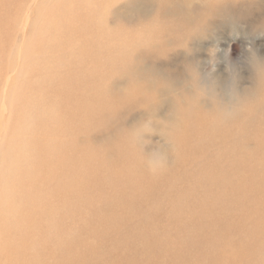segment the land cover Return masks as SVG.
Masks as SVG:
<instances>
[{
	"label": "bare ground",
	"instance_id": "bare-ground-1",
	"mask_svg": "<svg viewBox=\"0 0 264 264\" xmlns=\"http://www.w3.org/2000/svg\"><path fill=\"white\" fill-rule=\"evenodd\" d=\"M17 1L19 2V0L12 2L16 4ZM227 4L229 6L223 7ZM3 5L4 3L0 2V7ZM163 5L167 9L168 5L165 3ZM126 7L131 11L139 9L136 2H130ZM211 8L213 9L210 13L222 14L223 19L228 20L231 27H236L248 15V7L235 11L231 9L234 7L229 3ZM70 17L72 14H63V19ZM11 18L12 14L11 16L0 14V28L9 27L13 21ZM74 18L73 24L65 25L70 29V31L65 30V35L51 32L47 39L43 37V41L46 40L43 50L48 54L46 58H38L39 60H35L36 63L31 65L29 62L24 63L27 69L30 66L39 67L42 71L37 75L38 81L31 87L32 95L28 101V109L19 119L22 132L30 125L36 112L34 110L39 105L38 111L43 120L38 124L41 131L49 134L70 132L76 136L84 128L90 132L96 126V122H99L97 119L102 112L112 108L114 104L140 97L147 88L149 95L143 98L150 97L152 89L156 86H160L162 91L170 89V84L159 80L157 76L154 77L158 74L159 77H163L159 71L146 64L148 49L140 48L138 43H134L132 51L126 53L124 62L120 63L124 71L118 75L125 78L127 87L115 92L112 81L116 75L112 74L107 78V75L103 74L105 68L115 64L114 59L105 58L112 48H108L99 57L96 52L97 40L93 37V29H97L93 24L94 20L90 19V15L87 18V14L80 16L79 13ZM192 20L198 21L197 16H193ZM46 23L49 27L50 19H47ZM57 24L54 23L51 27ZM172 32L175 33L174 27ZM123 39L127 41L129 37ZM6 40L7 34L3 41L0 40L2 53L10 52L3 49V45L9 48ZM254 62L260 73L256 79H253L252 87L242 89L235 83L230 86L231 99H234L230 104H236L234 111L229 112L223 107L209 109L206 105L210 102L208 99L201 103V96L212 95L210 93L212 90L210 88L207 93L204 88L200 89L199 79L196 76L193 79L195 89L197 88L196 94L189 102L180 103L181 99L175 102V113L178 115L176 121L181 122L174 127L172 136L185 152H180L182 157L191 160L194 157L202 159L201 168L204 173L189 188L180 190L178 198L171 203L176 211L184 207L192 211L191 216L174 218L175 223L179 225L168 228V236L171 235L173 239H168L167 235L159 236L156 230L151 229V226L144 222V217L150 215L148 218L150 219L151 216L153 218L159 216L157 213L160 199L169 201L163 192L158 197L154 194L159 186L152 177L156 172L162 173L164 168L152 163L153 161L142 163L137 160L135 156L137 149L132 142L129 143L130 139L124 133L116 134L114 140L110 139L103 145L93 142L90 139L91 134L85 133L87 138L82 142L83 145H79L75 140L71 146L67 145L68 148L63 147L54 152L51 160H43L42 148L38 150L33 142H27V145L33 149L32 153L25 157L27 166L22 163L21 166H17L18 162L14 157L10 160V167L2 177L0 176V264H143V258L149 261L148 257L151 254L157 256L165 254L163 256L171 257L175 263L180 264L188 263L193 255L198 256L196 260H199V257L202 260L205 256L202 257V253L198 254L197 251L203 252L205 246L210 244L211 238L204 232L222 216L216 211V207L222 203L225 196L232 197L238 203L241 198V205L249 206L250 210L254 209L255 215L251 219V224L264 227V209L261 210L256 205L260 195H264V192L259 194L256 184L263 182L261 176L256 182L259 176L256 172L260 167L264 168V160H256L253 151H249V154L241 151L244 143L246 144L251 138L256 147H264V61L256 58ZM11 64L17 67L14 59ZM187 68L192 72L196 71L195 62L191 60ZM142 75L145 76L144 80ZM137 77L142 80L137 81ZM127 78L131 79V82H128ZM176 83L175 80L171 82V84ZM211 84L216 91L215 83ZM218 96L223 97L221 94ZM47 99L49 101L52 99V103L48 104ZM52 107L53 113L48 114L45 109ZM246 116L249 117L248 121L256 122L251 130H248L244 123ZM23 146L22 140H12L8 145V155L13 156L17 148ZM210 146H213L214 150L210 149ZM79 150L80 155H78ZM255 151L259 152L261 148ZM78 161L82 162V166L77 165ZM53 162L55 165H52ZM143 166L146 169L139 174L138 169ZM240 175L248 178H240ZM173 177L174 174H168L165 183H170ZM239 179L243 180L239 181ZM208 182L220 185L221 190L216 194L208 190L205 186ZM197 187L204 189L200 190V195L196 198L193 190ZM142 190L155 197L156 207L148 210L144 217L138 220L137 226L133 227L127 222L129 216L125 209L129 211L139 209L142 198L137 199L130 194V191L139 194ZM75 192L81 195L79 202L71 199ZM111 194L119 196L117 204L112 208L109 204ZM242 195L250 197L244 200ZM97 200L104 201L105 205L102 209L95 206ZM61 205L70 209L89 205L92 208V219L71 231L64 225L65 214ZM116 211H121L120 214L123 215L119 218L114 217ZM246 223L247 220L244 219L240 224ZM86 229L91 236L92 233L101 236L106 234L124 236V245H129L132 251L119 249L122 240L118 238L119 247L114 253L105 250L110 248H101L104 250H101V254L95 244L85 241L83 233ZM103 238L101 242L104 241ZM263 239L264 228L252 237L246 251L239 253L241 256H238V260L249 257L250 261L246 264H264V254L257 252L263 248L260 244ZM52 242L57 244L52 251L55 260L47 263L44 254L50 249ZM137 249L140 251L142 249L143 253H138L140 255L134 253ZM248 252L249 255L246 254ZM95 257L97 260L94 262Z\"/></svg>",
	"mask_w": 264,
	"mask_h": 264
},
{
	"label": "rangeland",
	"instance_id": "rangeland-1",
	"mask_svg": "<svg viewBox=\"0 0 264 264\" xmlns=\"http://www.w3.org/2000/svg\"><path fill=\"white\" fill-rule=\"evenodd\" d=\"M9 1L16 0L0 1L4 3L3 7H0V14H9L10 16L12 14L11 19H13L9 27L0 28V40L3 41L7 34L6 43L9 46L8 48L3 45V49L10 50V52L2 53L0 46V176L2 177L10 167V160L13 157L18 162L17 166H21V163L27 166L28 162L25 157H28L33 150L27 145V142H33L36 148H39L38 150L42 148L43 160H51L54 152L63 147L68 148L67 145L71 146L75 140L79 145H83L82 142H85L87 138L85 133L91 134L90 139L98 145H103L110 139L114 140L118 133H124L130 139L129 143L132 142L137 149L135 155L137 160L142 163L153 161L152 163L159 164L161 168H164L162 173L156 172L152 177L159 186L154 194L158 197L163 192L169 200L160 199L157 213L159 216L156 218L151 216L148 219L150 215L148 217L143 215L156 207L155 197L144 190L139 194L130 191L131 195L137 199L142 198V200L139 202L138 210L125 209L129 216L127 222L136 227L138 220L140 221L144 217V222L151 226V229L156 230L155 232L159 236H168V228H175L179 225L175 223L174 218L192 214V211L187 207L179 208V211H176L172 207V201L178 198L180 190L189 188L204 173L201 168L202 159L194 157L191 160L182 157L180 152H185L181 150L178 142L172 136V132L175 131L174 127L181 122L176 121L178 115L175 113V102L179 99H181L180 103L189 102L190 98L196 94L197 88L195 89L193 83L196 76L199 79L198 87L204 88L207 93L211 88L212 92L210 93L213 95L203 94L200 98L201 103L208 99L210 102L206 105L209 109L223 107L229 112L235 110L236 104H230V101L234 100L231 99V84L235 83L242 89H250L253 79H256L260 73V69L255 66L254 61L256 58L264 61V0H236L235 2L234 0L220 2L216 0H146L147 3L145 0H19L16 4L9 3ZM130 2H136L139 9L137 11L129 10L126 6ZM163 3L168 5L169 11L164 8ZM222 3L232 4L234 8L231 9L235 11L248 7V15L236 27H231L230 22L223 19L222 14L210 13L213 9L212 6L222 5ZM227 6L229 5L223 7ZM64 13L72 14V17L63 19ZM77 13L80 16L87 14V18L90 15V19L94 20L93 24L97 29H93V37H96L97 40L95 43L98 47L96 49L98 56L101 57L104 51L112 48L108 57L105 58L114 59L115 64L110 68H105L103 74L107 75V78L112 74L116 75L114 80L112 79L114 85L112 88L115 87L113 89L115 92L127 87L125 78L118 75L124 71L120 63L124 62L125 54L132 51L134 43H138L140 48L148 49L146 64L159 71L163 77H159V74L154 77L157 76L159 80L170 84V89L162 91L160 86H156L157 88L152 89L150 97L143 98L145 95H149L147 88L140 97L114 104L112 108L105 109L100 116L97 114L99 122H96V126L90 132L84 128L76 136L70 132L49 134L41 131L38 124L43 120L38 111L39 105L34 110L36 112L30 125L22 132L19 119L28 109V101L32 95L31 87L38 81L37 75L42 71L39 67L30 66L27 69V66L24 67V63L29 62L31 65L36 63L35 60H39L38 58H46L48 54L43 51L46 45V40L43 41V37L47 39L51 32L65 35V30L70 31L65 25L73 24L74 16ZM193 16H197L198 21H193ZM47 19H50L51 22L49 27L46 23ZM54 23L58 24L51 27ZM173 27L175 33L172 32ZM123 38L128 40L125 41ZM12 59L17 63V67L11 64ZM191 60L195 62L196 71L194 72L187 68ZM142 78L144 80L145 76L142 75ZM142 78L137 77L136 80L140 81ZM174 80L177 83L171 84ZM127 81L131 82V79L127 78ZM211 83H215L216 91L211 87ZM217 93L223 97L218 96ZM47 100L48 104L52 103V99ZM45 110L48 114H52L54 111L53 107ZM245 120L244 123L248 130H251L256 122L248 121V116ZM14 139L22 140L24 146L23 148L18 147L13 156H10L7 149ZM260 148L261 151H255ZM210 149L214 150V147L210 146ZM241 151L246 154L253 151L256 160H264V147H256L253 138L248 139L246 144L244 143ZM80 153L79 150L78 155ZM211 158L212 156H210ZM52 165H55V162ZM77 165L82 166V162L78 161ZM145 169L144 166L139 168L138 173H143ZM256 173L259 175L256 182L259 181L260 176L263 178V182L256 183L260 194L264 192V168L260 167ZM168 174H174V177L170 183H165V177ZM240 178L247 179L248 177L240 175ZM241 180L243 179H239V181ZM205 186L215 194L221 190L220 185L214 182L205 183ZM203 189L204 187H197L193 190L196 198L200 195V190ZM242 196L245 198L244 200L250 197ZM71 199L74 202H79L81 195L75 192ZM118 200L117 194L109 195L111 208L117 204ZM241 200L240 198V203ZM240 203L230 196H225L222 199V203L216 207V211L222 216L218 217L216 219L218 221L215 220L213 225L207 227L204 232L211 238V242L205 246L203 252L197 251L198 254L202 253V257H205L202 260H200L201 257L196 260L198 256L193 255L194 259L191 257L186 264H246L250 261L249 257L238 260V256H241L239 253L246 251L252 237L261 232L264 227L252 225L254 209L250 210L249 206L244 207ZM104 205V201L97 200L95 203V206L101 209ZM256 205L261 210L264 209V195H260ZM61 209L65 214L64 225L71 231L80 228L93 216L92 208L89 205L78 209H70L61 205ZM121 211H116L114 217L122 216ZM244 219L247 220V223L240 224ZM83 235L85 241L95 244L100 253L104 251L103 248H110V250H105L111 251V254L114 253L119 247V240H122L119 249L131 250L129 245H124L125 238L121 235L120 237L115 234L101 236L92 233L91 236L87 229ZM102 238L104 241L101 242ZM169 238L173 239L171 235L168 236ZM109 241H112V244ZM260 244L263 248L257 252L264 254V239ZM56 246L57 244L52 242L50 249L45 251V262L52 263L55 260L52 251ZM118 252L120 251L118 250ZM134 253L142 254L143 251L137 249ZM115 254L119 255L120 253ZM246 254L249 255V252ZM163 255L165 254H160V256L151 254L148 257L149 261L147 258H143L142 263L180 264L175 263L171 257ZM96 260L97 257L94 258V262Z\"/></svg>",
	"mask_w": 264,
	"mask_h": 264
}]
</instances>
